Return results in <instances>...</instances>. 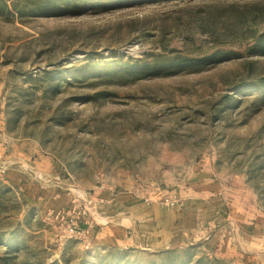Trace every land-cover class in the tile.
Wrapping results in <instances>:
<instances>
[{
  "label": "rangeland",
  "instance_id": "rangeland-1",
  "mask_svg": "<svg viewBox=\"0 0 264 264\" xmlns=\"http://www.w3.org/2000/svg\"><path fill=\"white\" fill-rule=\"evenodd\" d=\"M44 2L0 0V264H264V0Z\"/></svg>",
  "mask_w": 264,
  "mask_h": 264
},
{
  "label": "built area",
  "instance_id": "built-area-1",
  "mask_svg": "<svg viewBox=\"0 0 264 264\" xmlns=\"http://www.w3.org/2000/svg\"><path fill=\"white\" fill-rule=\"evenodd\" d=\"M95 206L90 200L85 201L84 206L73 204L69 208L52 210L48 216L53 219L57 228V238L60 240H82L84 248L88 249L92 243V224L89 222L87 213L89 207ZM85 226V229L83 227Z\"/></svg>",
  "mask_w": 264,
  "mask_h": 264
},
{
  "label": "crops",
  "instance_id": "crops-1",
  "mask_svg": "<svg viewBox=\"0 0 264 264\" xmlns=\"http://www.w3.org/2000/svg\"><path fill=\"white\" fill-rule=\"evenodd\" d=\"M19 157V161L25 163L26 161H28L29 157L26 154H23L20 152L17 153L16 149H14L12 151V153L9 151V148H0V160H3L4 163H9L10 161L14 160L16 157ZM19 173V174H17ZM6 176H9L10 178L18 177L17 180L20 181L22 178H24V176L26 177V174L23 170H9V172L6 173ZM20 179V180H19ZM60 195L59 194H52V196H50V208H52L53 210H58L59 208H61V203L60 202ZM46 202V201H45ZM97 204H95V206L90 210V214L91 216L94 217V215L96 214L95 212L97 211ZM130 223V222H129ZM114 226H112L113 229ZM119 232V230L117 231ZM114 233V231H113ZM99 236V234H98Z\"/></svg>",
  "mask_w": 264,
  "mask_h": 264
},
{
  "label": "trees",
  "instance_id": "trees-1",
  "mask_svg": "<svg viewBox=\"0 0 264 264\" xmlns=\"http://www.w3.org/2000/svg\"><path fill=\"white\" fill-rule=\"evenodd\" d=\"M58 0H45L44 2V5L42 6L44 9H56L57 6H53ZM78 1H82L84 4H89V5H93L94 2L99 4V5H102V4H106V3H109L110 0H78ZM119 1H123V0H119ZM188 63V62H186ZM182 64H185L184 60L182 61H175V63H172V65L170 66H179V65H182ZM128 69V68H127Z\"/></svg>",
  "mask_w": 264,
  "mask_h": 264
}]
</instances>
